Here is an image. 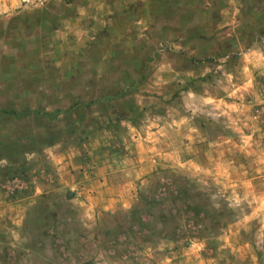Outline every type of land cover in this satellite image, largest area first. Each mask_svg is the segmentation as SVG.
Masks as SVG:
<instances>
[{"label":"rangeland","instance_id":"rangeland-1","mask_svg":"<svg viewBox=\"0 0 264 264\" xmlns=\"http://www.w3.org/2000/svg\"><path fill=\"white\" fill-rule=\"evenodd\" d=\"M101 2L0 0V264H264V0Z\"/></svg>","mask_w":264,"mask_h":264},{"label":"crops","instance_id":"crops-1","mask_svg":"<svg viewBox=\"0 0 264 264\" xmlns=\"http://www.w3.org/2000/svg\"><path fill=\"white\" fill-rule=\"evenodd\" d=\"M91 1H95V0H90V2ZM100 1H102V2L100 3V5H98L99 12L104 11V13H109V16H106L107 17L106 21H109L106 24L107 33L105 34V36L107 38H110L113 36L111 30L115 29L117 24H119V22L114 19V16L124 13V10H126L128 8H134V9H138V8L140 9L141 8L140 9L141 12L151 10V0H99V2ZM111 14H114V15H111ZM139 16L134 17L132 23H130L127 26L128 28L126 27V25L124 23L122 24V28L119 25L120 27L117 30L122 34V37H127V34H128V36H131V34H129V33H134L136 31V29H141V28H138V25H143L142 28H145L146 30L150 29V27L152 25H150L149 19L147 17H139ZM114 21H116V23ZM117 30H115V31H117ZM127 30L130 32H127ZM109 50H114L113 45L109 48ZM121 184H122V182H121ZM119 187L121 189H123L126 186H124V184H122V185H119ZM109 198L110 197H108V199L107 198L104 199L105 201H110L109 204L107 203V205L118 206L119 204H121L120 203L122 201L121 199H115L113 197L110 199ZM124 201H125V199H124ZM96 202L98 203V201H96Z\"/></svg>","mask_w":264,"mask_h":264}]
</instances>
